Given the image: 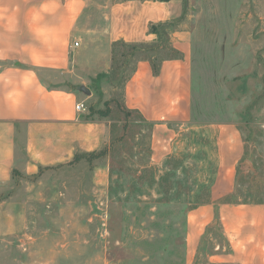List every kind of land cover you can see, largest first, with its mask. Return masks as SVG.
<instances>
[{
	"label": "rangeland",
	"instance_id": "rangeland-1",
	"mask_svg": "<svg viewBox=\"0 0 264 264\" xmlns=\"http://www.w3.org/2000/svg\"><path fill=\"white\" fill-rule=\"evenodd\" d=\"M179 1L193 33L197 127L156 154L153 125L123 111L145 53L125 59L117 45L107 74L78 91L104 155L0 187V264H185L187 212L211 198L220 165L211 123H236L245 141L230 196L264 200V0ZM108 107L107 117L91 111Z\"/></svg>",
	"mask_w": 264,
	"mask_h": 264
},
{
	"label": "crops",
	"instance_id": "crops-1",
	"mask_svg": "<svg viewBox=\"0 0 264 264\" xmlns=\"http://www.w3.org/2000/svg\"><path fill=\"white\" fill-rule=\"evenodd\" d=\"M184 9L179 0H0V187L96 152L98 125L77 110L79 89L108 71L114 42L153 43L151 24L176 20ZM187 22L169 35L182 57L163 60L158 75L139 60L124 87L126 107L153 125L157 155L197 127ZM211 125L220 165L211 198L187 212L185 264H264V200L225 201L245 141L234 122Z\"/></svg>",
	"mask_w": 264,
	"mask_h": 264
},
{
	"label": "trees",
	"instance_id": "trees-1",
	"mask_svg": "<svg viewBox=\"0 0 264 264\" xmlns=\"http://www.w3.org/2000/svg\"><path fill=\"white\" fill-rule=\"evenodd\" d=\"M161 1H168V0H161ZM183 16L179 17L176 20H171V21H167V22H161V23H157V24H151L150 26V33H153L156 35L157 39H156V43L154 44H135V43H126L125 41H117L114 42L113 44V57L117 58L116 55V46L117 45H123L126 46L128 48V51H123L121 53V56H123L125 59L127 58H131L136 56L139 52H143V54L145 53V55H143L142 57H140L137 62L139 60H148L153 68V72L155 75H158L160 72V68H161V63L163 60L171 58H180L182 57V53L175 49L171 43H170V33L174 31L175 29V24H179L180 21L182 20ZM166 49L167 53L171 54L170 56L167 57H161L160 56V52L162 50ZM113 58V59H114ZM104 75V74H103ZM100 75V76H103ZM100 76H98L97 78L93 79L92 82H95L96 79H98ZM93 113H98L99 115H101L102 117H107L110 115L111 113V108L108 107L105 111L104 110H91ZM123 111L126 115H129L130 113H132L133 110L127 108V107H123ZM140 116L143 117V115L135 110ZM105 153V151H101V152H92V153H83L81 155H77L75 157V161H79L82 158H86L88 161H91L92 158L94 157H100L103 156ZM41 172L39 174L42 173V169L40 170ZM39 174H37L36 176H38ZM35 176V177H36ZM226 202H231V203H237L239 202V200H237L236 196H227L225 198ZM246 202H250V201H246Z\"/></svg>",
	"mask_w": 264,
	"mask_h": 264
},
{
	"label": "built area",
	"instance_id": "built-area-1",
	"mask_svg": "<svg viewBox=\"0 0 264 264\" xmlns=\"http://www.w3.org/2000/svg\"><path fill=\"white\" fill-rule=\"evenodd\" d=\"M80 42L79 41H76L75 42V46H79ZM77 110L79 112H84L85 111V105L83 103H78L77 106H76Z\"/></svg>",
	"mask_w": 264,
	"mask_h": 264
}]
</instances>
